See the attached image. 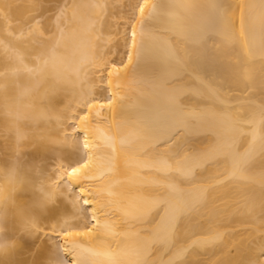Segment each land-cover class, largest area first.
Instances as JSON below:
<instances>
[{
	"label": "bare ground",
	"instance_id": "1",
	"mask_svg": "<svg viewBox=\"0 0 264 264\" xmlns=\"http://www.w3.org/2000/svg\"><path fill=\"white\" fill-rule=\"evenodd\" d=\"M0 198V264H264V0H0Z\"/></svg>",
	"mask_w": 264,
	"mask_h": 264
},
{
	"label": "clouds",
	"instance_id": "2",
	"mask_svg": "<svg viewBox=\"0 0 264 264\" xmlns=\"http://www.w3.org/2000/svg\"><path fill=\"white\" fill-rule=\"evenodd\" d=\"M12 179H13V176L12 175H9L7 177V182L11 183L12 182ZM4 203H5L4 198H0V207H2L4 205Z\"/></svg>",
	"mask_w": 264,
	"mask_h": 264
}]
</instances>
